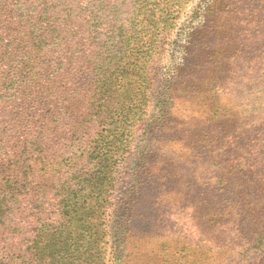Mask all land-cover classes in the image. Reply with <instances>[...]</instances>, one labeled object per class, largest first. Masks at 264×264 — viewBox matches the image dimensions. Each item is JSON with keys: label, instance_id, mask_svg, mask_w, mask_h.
Masks as SVG:
<instances>
[{"label": "rangeland", "instance_id": "rangeland-1", "mask_svg": "<svg viewBox=\"0 0 264 264\" xmlns=\"http://www.w3.org/2000/svg\"><path fill=\"white\" fill-rule=\"evenodd\" d=\"M55 3L0 0V264H224L194 260L204 233L264 239V0Z\"/></svg>", "mask_w": 264, "mask_h": 264}, {"label": "trees", "instance_id": "trees-1", "mask_svg": "<svg viewBox=\"0 0 264 264\" xmlns=\"http://www.w3.org/2000/svg\"><path fill=\"white\" fill-rule=\"evenodd\" d=\"M55 4L54 7L52 8V11L54 13L52 16V19L56 20L59 13H58V7L59 6H66V4L68 3V0H55ZM78 2V0H69V4H76ZM99 5V6H106L107 4V0H84V7L86 6H90L93 7L94 5ZM102 8V7H101ZM84 9V8H83ZM108 15H110L107 12ZM51 16V15H50ZM102 16V15H101ZM48 22V21H47ZM56 26V25H54ZM53 26V27H54ZM124 28V27H122ZM49 29H52V26L49 27ZM112 43V42H111ZM47 44V43H46ZM50 44H54V42L50 43ZM45 46H48L45 45ZM109 47H111V45H108ZM114 47V45H113ZM260 64L261 66H264V61L260 59ZM260 80L264 81V71L261 70L260 73ZM262 103L264 104V100L262 101ZM256 126L260 127V124H257ZM262 129L264 130V126H261ZM252 132H254V130H251ZM6 134L3 130L0 129V140H2V138H5ZM251 143L248 142V144ZM258 149V153L256 154L259 156L260 161L263 162L264 161V145L259 144L258 146H255ZM5 148L3 147V145L0 143V156L6 157L7 156V152L6 150H4ZM263 160V161H262ZM241 165H244L246 162H250L248 161V159L244 158L240 160ZM255 185L252 186V182L249 181L248 184L246 185V188H249L248 191H250V187L254 188V190H258V191H262V189L264 190V186L261 185H257L256 187H254ZM246 190V189H243ZM243 190L241 191L243 193ZM244 192H247L244 191ZM204 238L202 241H200L198 243V251L195 253L196 257H193L194 260L199 261L200 259L198 258L199 256L204 257L205 259H209V258H213L215 259V261L220 260L221 262H224V264H227L228 262H230L231 260H236L238 263L240 262H245V264H264V239L263 237L260 236V234L254 235L251 238H242V239H235L234 240V244L231 246H228L227 248L230 249L229 252L224 251V246L226 247V240L225 239V232L217 229L216 227H214L211 230V233H204ZM261 245V247H260ZM235 246L237 248H239V251L235 250ZM260 247V248H259ZM226 248V249H227ZM254 250H252V249ZM259 248V253H258V249ZM251 251H253V255L251 253ZM255 251L258 253V255H255ZM183 257V256H181ZM219 262V261H218ZM241 263V264H242ZM183 264V263H181Z\"/></svg>", "mask_w": 264, "mask_h": 264}]
</instances>
